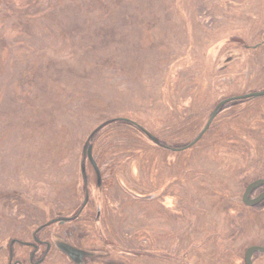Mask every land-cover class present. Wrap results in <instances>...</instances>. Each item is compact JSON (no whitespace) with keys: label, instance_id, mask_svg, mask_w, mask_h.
<instances>
[{"label":"rangeland","instance_id":"rangeland-1","mask_svg":"<svg viewBox=\"0 0 264 264\" xmlns=\"http://www.w3.org/2000/svg\"><path fill=\"white\" fill-rule=\"evenodd\" d=\"M263 91L264 0H0V264H245Z\"/></svg>","mask_w":264,"mask_h":264},{"label":"water","instance_id":"water-1","mask_svg":"<svg viewBox=\"0 0 264 264\" xmlns=\"http://www.w3.org/2000/svg\"><path fill=\"white\" fill-rule=\"evenodd\" d=\"M264 95V91L263 92H254V93H250V94H245L239 97H234V98H229L227 100H224L222 102H220L216 107L215 110L212 112V114L210 115L207 123L205 124L203 130L200 132V134L198 135V137L194 140V142H192L191 144H189L188 146H185L183 149H186L187 147H190L192 144H194L195 142H197L200 137L207 131V129L209 128L211 122L213 121V119L215 118L219 107H221L222 105H224L227 101L230 100H241V99H248V98H252V97H259ZM87 158L88 160L93 164L92 160H91V150L90 147L87 149ZM264 184V178L263 179H258L250 184H248V186L245 188L244 190V194L242 197V201L244 204L249 205V206H254L255 204H257L258 202H260L263 198H264V191L257 196L255 199L253 200H249L248 196L250 194V192L259 187L260 185ZM256 252H261L264 253V246H251L249 248H247L244 252V262L245 264H252V255L253 253Z\"/></svg>","mask_w":264,"mask_h":264},{"label":"bare ground","instance_id":"bare-ground-1","mask_svg":"<svg viewBox=\"0 0 264 264\" xmlns=\"http://www.w3.org/2000/svg\"><path fill=\"white\" fill-rule=\"evenodd\" d=\"M247 94H248V93H247ZM78 225H79V224H75L74 226H77V227H78ZM111 252L114 253L113 250H111ZM108 253H110V251H109Z\"/></svg>","mask_w":264,"mask_h":264},{"label":"trees","instance_id":"trees-1","mask_svg":"<svg viewBox=\"0 0 264 264\" xmlns=\"http://www.w3.org/2000/svg\"><path fill=\"white\" fill-rule=\"evenodd\" d=\"M132 124H134V125H137L136 123H134V122H131Z\"/></svg>","mask_w":264,"mask_h":264},{"label":"flooded vegetation","instance_id":"flooded-vegetation-1","mask_svg":"<svg viewBox=\"0 0 264 264\" xmlns=\"http://www.w3.org/2000/svg\"><path fill=\"white\" fill-rule=\"evenodd\" d=\"M207 123V122H206Z\"/></svg>","mask_w":264,"mask_h":264}]
</instances>
